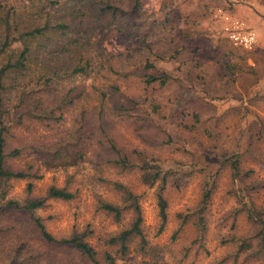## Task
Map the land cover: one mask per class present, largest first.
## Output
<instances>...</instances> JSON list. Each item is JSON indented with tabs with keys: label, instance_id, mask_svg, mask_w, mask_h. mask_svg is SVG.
<instances>
[{
	"label": "rangeland",
	"instance_id": "obj_1",
	"mask_svg": "<svg viewBox=\"0 0 264 264\" xmlns=\"http://www.w3.org/2000/svg\"><path fill=\"white\" fill-rule=\"evenodd\" d=\"M143 1L149 11H157L159 16L164 13L166 1L181 11L183 17L191 16L198 21L195 33L202 30L210 43L209 54L200 60L202 69L189 80L185 77L190 67L187 65L183 71L173 72L176 77L171 84L155 90L153 96L162 102L160 113L152 112L147 103L139 105L147 112L145 115L136 112L134 115L120 105L108 110L106 126L96 139H90L84 128L80 131V116L87 109L94 114L93 119L98 117L99 112L94 107L99 102L97 98L67 107L61 120L53 116L48 120L34 111L25 112L22 119L15 115L16 121L9 123L11 148L19 147L21 151L9 159V164L33 175L12 179L8 198L20 204L31 198H46L35 213L41 216L48 231L57 238L86 234L97 254L96 259H91L73 247L45 242L30 221L29 213L7 208L0 210V264H98V261L104 262L107 251L113 253L120 264H264L263 257L238 252L240 241L253 237L255 225L246 212L236 213L246 203L264 207V131L260 136L257 132V128L264 127V56L258 57L256 48L247 51L252 56L247 57L248 65L243 72L236 77L225 75L221 61L223 48L219 44L222 39L228 42L225 47L232 42L226 37L225 22L218 9L231 8L228 0ZM241 1L257 3L264 13V0ZM243 20L249 23L246 15ZM247 26L258 34L256 28ZM104 36V45L110 52H121L127 47L126 34L107 31ZM172 36L173 32L168 38ZM169 39L170 54L183 43L182 32H177L173 43L172 38ZM173 64L162 62L161 66L175 70ZM111 79L110 86L114 82L120 86L117 94L127 89L125 92L134 94L135 98L143 100V95H147L144 85L138 87L132 82L129 86V81L119 74ZM72 81L75 86L91 88L90 81L80 76ZM106 81L102 78L100 84L105 86ZM115 96L120 97L117 99L120 104L127 103L124 97ZM194 113L201 116V122L191 129L187 126L194 124ZM46 135L60 142L49 148L48 156L62 146L64 138L75 144L74 152L86 151L85 155L83 158L77 155L73 159L76 163H69L68 154L54 160L42 159L35 154L32 140ZM36 149L40 150L37 146ZM243 149L248 152L244 171L250 170L246 183L255 187H249L242 195L240 183L233 180L231 171L219 169L218 158L225 152L231 154ZM139 151L154 157L163 170L171 174L163 191L168 212L164 227L159 183H144L138 169H124L115 162L125 154L137 160ZM210 159L216 161L207 166ZM215 178L217 187L206 210L207 231L201 239L195 226H181L178 213L193 209L202 197L204 183ZM118 182L139 199L147 248L142 249L140 237L132 238L125 256L107 239L127 228L134 219L133 213L124 211L123 220L118 222L99 204L100 200H105L125 206ZM51 186L65 187L75 197L71 200L47 197Z\"/></svg>",
	"mask_w": 264,
	"mask_h": 264
},
{
	"label": "trees",
	"instance_id": "obj_2",
	"mask_svg": "<svg viewBox=\"0 0 264 264\" xmlns=\"http://www.w3.org/2000/svg\"><path fill=\"white\" fill-rule=\"evenodd\" d=\"M163 5L164 13L159 16L157 11H149L143 0H0V210L14 208L29 213L30 221L47 243L73 247L85 256L96 259L97 251L87 241L86 234L76 233L71 237L57 238L48 231L41 216L35 213L44 205L46 198H31L24 204L8 198L12 179L33 175L25 169H14L9 164V159L21 151L19 147L11 148L9 123L16 121V118L13 119L15 115L22 119L24 113L29 111L41 113L48 120H52L51 116L61 120L67 107L74 106L81 100L91 101L97 98L99 102L94 107L99 112L98 117L93 119L94 114L87 109L80 116V131L84 128L90 139H96L106 126L107 111L118 105L133 114L136 112L145 115L147 112L139 105L147 103L152 112L160 113L162 102L153 96L155 90L171 84L176 77L173 72H181L187 65L190 67L185 77L192 80L195 73L202 69L200 60L210 52V43L203 31L195 33L198 21L191 19V16L183 17L181 11L169 6L166 1ZM107 31L127 35V47L124 51L107 50L104 45ZM179 31L182 32L183 43L179 49L174 48L169 54L168 36L173 32L172 39L170 38L173 43ZM15 43L19 44L18 47L14 46ZM225 44H228L225 39L219 44L223 48L221 61L227 71L225 75L236 77L246 66L247 57L240 52V47H225ZM182 56L186 58H181ZM181 59L189 63L185 64ZM162 62H173L176 69L164 68L161 66ZM118 74L129 81V86L132 82L138 87L144 85L147 95H143V100L142 97L135 98L134 94L125 92L127 89L120 94L116 93L120 86L116 82L112 86L108 83L112 80L111 77ZM78 76L89 80L91 88L75 86L72 80ZM102 78L107 79L105 86L100 84ZM115 95L124 97L127 103L120 104V97ZM193 115L194 124L187 126L191 129L201 122L198 113ZM263 131L264 127L257 128L259 136ZM64 140L62 146L50 152V156L47 155L49 148L60 145V142L53 141L48 135L35 136L32 148L37 156L45 160L65 157L66 154L69 155V163H76L73 159L77 155L83 158L86 151L74 152L75 144L66 138ZM252 151L253 149L249 151L250 154ZM247 153L244 149L231 154L225 152L218 158L219 169L228 168L231 171L233 180L240 183L242 195L249 187H255V184L249 186L246 183L250 174V170L244 171L243 167ZM138 154L137 160L125 154L115 162L124 169H138L144 183H159L160 216L164 227L168 212L163 191L169 184L171 174L163 170L154 157L142 151ZM214 161L216 160L210 159L207 166H211ZM215 177L218 178L217 172ZM217 178L204 183L202 197L193 209L187 213H178L182 219L181 226H195L202 235L201 239L207 231L206 210L216 190ZM116 185L123 194L125 206L105 200H100L99 204L118 222L123 220L124 211L133 213L131 224L107 239L111 246L119 248L125 256L132 238L140 237L142 249H147L142 227L143 214L137 195L120 182ZM31 187L29 184V188ZM47 197L71 200L75 194L65 187L51 186ZM242 211L246 212L248 219L255 225V233L253 237L240 241L238 252L263 257L264 261V207L246 203L236 213L240 214ZM234 219L237 221L236 217ZM98 264L120 263L113 253L107 251L104 262L98 261Z\"/></svg>",
	"mask_w": 264,
	"mask_h": 264
},
{
	"label": "crops",
	"instance_id": "obj_3",
	"mask_svg": "<svg viewBox=\"0 0 264 264\" xmlns=\"http://www.w3.org/2000/svg\"><path fill=\"white\" fill-rule=\"evenodd\" d=\"M227 3L231 7V8L227 9L228 11L224 8L228 12L227 13L228 15H230L232 18L240 19V20H243V16L246 15L248 17L249 23H247L245 20H243V21L247 25L249 24L250 26H253L254 28L257 29V31H258V42L256 43V45L252 49H254V48L257 49L255 51H257L256 54L258 57L264 56V13L258 9V7H257L258 4L255 2L252 4V1L245 2V1H241V0H228ZM222 20H223V18H222ZM223 22H224V20H223ZM226 37H227V35H226ZM229 41H231V40L229 39ZM232 45L237 46L233 42H232ZM238 47H240L239 48L240 52L245 53L243 55H246V57L252 56L251 55L252 53H250V52L247 53V51H251L252 49H246V48H243L241 46H238ZM260 60L262 61V59H260ZM263 63H264V61L262 62V64ZM223 71H224V73H227V71L225 69ZM241 72H243V70Z\"/></svg>",
	"mask_w": 264,
	"mask_h": 264
},
{
	"label": "built area",
	"instance_id": "obj_4",
	"mask_svg": "<svg viewBox=\"0 0 264 264\" xmlns=\"http://www.w3.org/2000/svg\"><path fill=\"white\" fill-rule=\"evenodd\" d=\"M224 8L218 9V14L223 18L225 34L237 46L252 49L258 42L257 32L247 26L240 19L232 18Z\"/></svg>",
	"mask_w": 264,
	"mask_h": 264
}]
</instances>
